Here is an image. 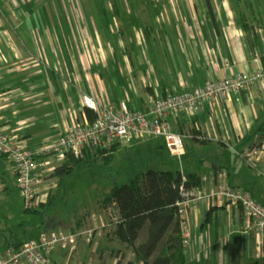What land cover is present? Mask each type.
I'll list each match as a JSON object with an SVG mask.
<instances>
[{
  "label": "crops",
  "instance_id": "crops-1",
  "mask_svg": "<svg viewBox=\"0 0 264 264\" xmlns=\"http://www.w3.org/2000/svg\"><path fill=\"white\" fill-rule=\"evenodd\" d=\"M115 1L121 2L117 12L76 10V0H0V129L10 139L33 151L67 126L92 122L104 106L124 103L143 112L156 98L208 80L262 73L264 0ZM114 17L119 24H110ZM84 96L96 110L84 105ZM263 121L264 76L221 103L205 102L195 114L169 118L172 130L182 136L180 161L160 137L119 145L116 153L123 151L126 160H138L147 150L165 153L173 169L200 175V190L185 200L187 264H264V232L247 229L240 207L216 195L222 188L246 190L264 206V136L254 133ZM53 168H41L40 204L26 209L12 164L0 155V251L40 233L89 224L86 215L66 222L44 212L47 195L59 190L50 177ZM212 207L213 222L204 225ZM31 214H39L40 221L23 219ZM93 223L104 227L102 217ZM100 235L90 242L79 236L73 250L66 247L70 251L56 246L49 258L58 264H104L102 255L108 258L115 247L113 261L105 264H137L123 244Z\"/></svg>",
  "mask_w": 264,
  "mask_h": 264
},
{
  "label": "built area",
  "instance_id": "built-area-1",
  "mask_svg": "<svg viewBox=\"0 0 264 264\" xmlns=\"http://www.w3.org/2000/svg\"><path fill=\"white\" fill-rule=\"evenodd\" d=\"M262 76L263 70L255 75L236 73L231 77L208 80L193 89L156 98L143 112L124 103L118 107L104 106L92 122L67 126L55 140L33 151L10 139L0 129V155L12 164L24 207L34 209L40 204L36 190L42 182L41 168L52 167L68 154L78 157L86 148L108 149L115 142L130 144L135 139L160 137L169 154L180 161L184 154L182 136L172 130L169 118L195 114L205 102L221 103L229 93L242 90ZM83 102L86 107L96 110V103L91 98L84 96ZM216 195L240 207L247 229L264 232V206L248 191L222 188ZM185 202L179 203V215L183 246L187 248L190 235ZM83 234L88 239L91 231L86 229ZM78 237L73 232L55 231L40 233L17 247L8 244L0 251V264H58L49 258L50 251L58 245L73 250Z\"/></svg>",
  "mask_w": 264,
  "mask_h": 264
},
{
  "label": "trees",
  "instance_id": "trees-1",
  "mask_svg": "<svg viewBox=\"0 0 264 264\" xmlns=\"http://www.w3.org/2000/svg\"><path fill=\"white\" fill-rule=\"evenodd\" d=\"M206 3L211 13L209 2ZM242 27L248 31L244 21ZM249 43L252 45L251 40ZM254 133L264 136V121ZM119 145L115 142L108 149L86 148L78 157L68 154L59 165H53L50 177L56 178L59 188L65 178L82 167L95 165L97 160L108 166L115 159ZM200 187L201 177L197 172L181 173L178 168L138 170L126 181L113 183L97 200L100 209L111 217L107 239L123 244L132 252L137 264H187L179 203L190 198ZM214 211V207L207 211L204 225L213 222ZM19 245L15 244V247Z\"/></svg>",
  "mask_w": 264,
  "mask_h": 264
},
{
  "label": "rangeland",
  "instance_id": "rangeland-1",
  "mask_svg": "<svg viewBox=\"0 0 264 264\" xmlns=\"http://www.w3.org/2000/svg\"><path fill=\"white\" fill-rule=\"evenodd\" d=\"M72 1V0H71ZM75 4L76 10L77 9H86V8H94L96 7L97 10L99 9H107L113 10L117 12L118 4L121 2H117L115 0H76L73 2ZM140 3V2H139ZM90 4V6H89ZM141 4H147L145 1H142ZM149 5V4H148ZM50 6V4H49ZM120 6V5H119ZM70 7V6H69ZM120 8V7H119ZM152 9V8H151ZM50 10L52 13V20L55 18L53 14L52 7L50 6ZM87 13V12H86ZM110 24H114L117 20V24H119V20L117 17L109 18ZM120 19H122L120 17ZM99 20V18H98ZM120 145L127 146L128 144H124L118 142ZM99 162V163H98ZM165 164L166 167L163 166ZM173 165V161L168 158L165 153H160L158 155H154L153 152L145 151L144 154L138 157L136 160V156H132V161L129 157H127L123 153V151H119L116 153L115 159L113 162L108 165L104 166L101 160H97L95 165H90L88 167H82L75 171V173L63 181L59 190L53 189L51 190L50 194L47 195L44 205V212L47 214H53L58 216L59 221H66L76 220V218L81 219L83 217H87L88 223L86 224L84 229H73L72 232L78 234L80 237V241H84L86 234H83V231L88 229L91 231L90 239L92 237H97L98 232H101V237H105L108 242L106 233L109 231V221L111 217L106 212H103L97 204V200L101 199L103 195L110 189L111 185L114 183L119 184L126 181L129 177L135 174L138 170H144L147 168L153 169H173L170 167ZM48 181V178H44ZM56 180V179H55ZM57 184V180H56ZM57 205V208L53 209L50 208V204ZM16 203L19 204V199L15 198ZM50 208V209H48ZM51 210L55 213H52ZM48 211V212H47ZM87 213V214H86ZM97 216L102 217L104 221V227L98 228L92 224L94 218ZM28 218V219H27ZM24 220L31 219L32 221L39 222L40 217L39 214H31V215H24ZM54 219V218H53ZM58 221L57 219H55ZM82 220V219H81ZM58 221V222H59ZM20 220L17 221V224H20ZM102 240V239H101ZM100 242L102 243L103 240ZM95 242V240H94ZM59 246V245H58ZM61 248L69 249L64 246H60ZM71 250V249H70ZM68 250V251H70ZM116 248L113 247L111 250V255H107L108 258L103 254L102 260H105L106 263H110L113 261L115 257ZM116 259V258H115Z\"/></svg>",
  "mask_w": 264,
  "mask_h": 264
}]
</instances>
